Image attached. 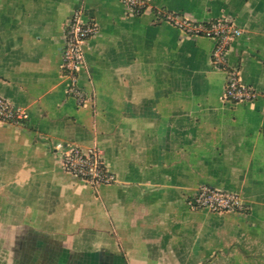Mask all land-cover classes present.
I'll use <instances>...</instances> for the list:
<instances>
[{"label":"crops","instance_id":"1","mask_svg":"<svg viewBox=\"0 0 264 264\" xmlns=\"http://www.w3.org/2000/svg\"><path fill=\"white\" fill-rule=\"evenodd\" d=\"M0 0V264H264V0ZM98 32L78 86L60 67L75 8ZM231 20L227 62L253 100L225 99L214 41L165 19ZM97 148L116 175L93 186L57 145ZM243 208L193 209L201 185Z\"/></svg>","mask_w":264,"mask_h":264},{"label":"built area","instance_id":"2","mask_svg":"<svg viewBox=\"0 0 264 264\" xmlns=\"http://www.w3.org/2000/svg\"><path fill=\"white\" fill-rule=\"evenodd\" d=\"M135 12H141L147 5L146 0H122ZM82 8H75L69 18L64 35V45L61 52V70L70 77V91L80 103H84L86 95L78 86V76L85 65V47L89 38L98 32L95 21H86L82 17ZM164 17L187 35H203L211 38L214 43L212 59L215 66L226 71L225 99L232 102H245L254 99L253 88L245 84L236 66L227 62V52L231 42L242 33L231 20L221 17L209 21H195L176 12H166ZM27 112L15 106L9 100L0 97V122L21 124L27 120ZM56 152L63 168L93 186L115 182L116 175L107 168L99 149L93 147L84 149L75 143L57 145ZM193 209H206L213 212L240 210L244 204L239 193L201 185L188 199Z\"/></svg>","mask_w":264,"mask_h":264}]
</instances>
